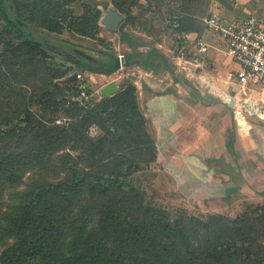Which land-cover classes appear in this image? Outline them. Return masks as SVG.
<instances>
[{"label":"trees","instance_id":"trees-1","mask_svg":"<svg viewBox=\"0 0 264 264\" xmlns=\"http://www.w3.org/2000/svg\"><path fill=\"white\" fill-rule=\"evenodd\" d=\"M209 3L0 0V264H264V207L203 220L147 193L140 180L150 186L157 150L132 81L95 98L89 83L65 80L73 68L114 71L99 24L109 5L132 49L124 65L148 66L164 29L204 30ZM64 31L104 44L89 48L108 61L87 62L88 47Z\"/></svg>","mask_w":264,"mask_h":264},{"label":"crops","instance_id":"crops-1","mask_svg":"<svg viewBox=\"0 0 264 264\" xmlns=\"http://www.w3.org/2000/svg\"><path fill=\"white\" fill-rule=\"evenodd\" d=\"M208 11L211 16L219 18L223 24L248 16L264 21V0H210ZM189 34L191 38L198 36L208 43L210 48L207 56L211 57L210 52L214 50L219 56L218 60L222 61L221 68L219 67L211 74L207 73L203 68L205 58L199 67L189 66L188 70H184L182 67L183 58L168 54V48L163 47L161 40L156 43L158 44L156 47L158 55L153 59V65L145 66L133 63L126 66L133 76L129 80L137 88L139 105L145 115L155 145L160 153L174 158L175 156L186 157L202 151L201 137H203L206 139L205 141L212 144L204 150L207 157L208 155L213 157L206 160L208 169L213 170L210 179L214 181L215 186L223 195H226V192L228 195L233 189L236 191L245 185L252 190H261L263 189L261 180H264V147L257 148L254 139L249 137L248 129H252L253 125L247 120L243 111L241 113L244 122L240 123L236 114L239 109L234 111L230 109V107L236 106L237 92L234 97H231L235 99V104L228 106L215 90L225 92L224 89L227 88V91H232L234 82L231 76L234 75L237 65L223 54L225 44L219 32L204 28L201 33L190 32ZM144 51H149V48L145 46ZM171 60L177 66L175 69L187 81H190L193 87L178 81L176 70L169 66ZM225 63L229 64L228 69L223 67L226 65ZM87 73L83 74L87 75ZM96 74L97 72L88 73L91 78ZM98 74L104 77L109 76L99 72ZM197 75H201L202 79L211 86L208 87L204 83H200ZM215 78L224 84L215 83ZM234 79L238 83L235 75ZM108 83H103L100 88ZM199 85L208 87V89H201ZM254 85L256 84H248L247 92L246 86L240 85V92H249L246 101H253L257 107L258 101L254 100L253 94L259 93L252 87ZM260 93L264 95V90ZM259 98L264 101L263 97ZM246 112L251 114L247 109ZM174 122L180 124L181 130L173 129ZM190 125L191 129L185 130ZM201 130L205 132L203 135L200 134ZM260 139V144L264 145V134ZM222 142L224 148L221 146ZM229 145V149L225 150V146ZM231 145H233L234 151H232ZM204 151L202 152L205 154ZM226 153L232 155V158L233 155H238L235 157V163H237L235 165L241 180L238 181L234 175L236 170L225 156ZM177 169L175 167L173 173H176ZM196 171L197 168L191 167L186 174L191 179H197Z\"/></svg>","mask_w":264,"mask_h":264},{"label":"rangeland","instance_id":"rangeland-1","mask_svg":"<svg viewBox=\"0 0 264 264\" xmlns=\"http://www.w3.org/2000/svg\"><path fill=\"white\" fill-rule=\"evenodd\" d=\"M109 7L112 8V5H109ZM105 12V10H102V14ZM156 26L159 25V22H155ZM111 33V34H110ZM135 34H138L143 40L150 42L151 38L148 36H145L144 34L135 32ZM63 37L73 40L75 42H78L79 44H82V46H87L88 48H85V52L87 53L88 56L92 57L93 59L101 60L107 62V56L101 52H97L96 50H93L89 47H95L97 49H103L110 51L112 54H122V55H127L130 52H132V49L123 41L120 40V32L118 29L116 31H110L109 29L105 28L104 26H101V32L100 35L102 36L104 42L108 43V48L105 49L104 44L102 43H97L95 41H92L87 38H81L76 35H72L66 31H64L61 34ZM159 38L161 40V43L163 47L168 48V54H172L173 56H186L191 54V48H188L185 52L184 55L177 53L176 47L179 44V39L177 35L172 34L170 30H163ZM157 42L153 43L154 47H157L158 44ZM159 43V42H158ZM145 46H139L137 50L144 51ZM211 57L206 56L205 60V65H204V70L207 71V73H212L214 70H217L219 67L221 68V60H218V54L216 52L211 51L210 52ZM86 56V55H85ZM91 59V58H90ZM95 63L97 66H100L96 62H91ZM229 63V62H228ZM225 63L226 65L223 67H226L228 69L229 64ZM184 65V64H183ZM207 65V66H206ZM169 66H171L174 70L177 67L174 65V62L171 60ZM100 68H102L100 66ZM193 68V67H192ZM102 70V69H100ZM77 72L76 69H72L71 73ZM88 72V71H84ZM178 74V81L182 84H187L191 85L193 87L192 83L190 81H187L184 76L177 71ZM70 73V74H71ZM89 73V72H88ZM82 75L80 77H77L75 80H73L76 83L79 82H86L91 85L92 89V95L95 98H99L100 95V86L103 83H111L115 82L118 87L119 84L121 83L123 78H133L131 75V71L128 70V68L125 67H120L119 69L111 72L109 76L104 77L98 74L94 75L93 78H91L89 75ZM209 75V74H208ZM207 75V76H208ZM210 76V75H209ZM135 77V76H134ZM232 81L234 82L232 86V91H227V88H225V94L226 96H223L221 94V90L215 89L216 93L220 94L222 98L225 100L231 99V97H234V95L237 92V103L236 106L230 107L231 110H236L239 109L241 112L245 114L247 120L253 125L252 129H248L249 137L251 136L255 143L257 148H262L264 145H261V139L263 134H264V118L258 116L257 114H249L246 112V108L244 104H249L254 107L255 103L251 100H247L248 93L240 92V84L236 83V80L234 79V75L231 76ZM215 83H221L220 80H217L216 78L214 79ZM200 86V85H199ZM222 86V85H221ZM201 89H208V87L200 86ZM248 86H246L245 90L246 92L248 91ZM258 91L259 94H253L255 96L253 99L258 101L257 107L259 110L264 114V101H262L259 97H263L260 93L263 92V87L264 84H256L252 86ZM252 98V97H251ZM245 102V103H244ZM173 129L175 131L181 130L180 124H177L174 122L173 124ZM191 129V125L189 128H185V130ZM193 129V128H192ZM89 133L91 136H96L98 134V130L95 126H92L89 130ZM205 132L201 130L200 134L203 135ZM206 139L201 137V144L203 145L202 151L206 150L207 148L210 147L211 142L205 141ZM253 141V142H254ZM223 142L221 144L222 148ZM229 146H225V150L229 149ZM232 151H234L233 145H231ZM157 155L156 159L150 163V170L154 172V176L152 177V180L150 181V186L146 185L145 180L141 179V183L145 186L147 193L152 197V199L160 205L163 209L166 211L173 213L175 211H179L183 214H185L187 217H192V218H198V219H207L210 216H220L223 219H237L239 218L244 212L246 208H261L264 207V180H261V184L263 185V189L261 190H252L250 187L241 186L239 189L236 191L233 189L232 192H229L227 195V192L225 193L226 195H223L222 192L215 186L214 181L210 179V176L212 175L213 170L208 169V166L206 164V160H210L213 158L211 155H208L206 151L205 154L200 151L195 154H191L188 156H175L171 157L168 156L164 153H160L159 150L157 149ZM221 155L223 154L220 153ZM220 155V156H221ZM225 156L228 158L229 162L232 163V165L235 168V176L239 180H241V176L239 175V172L236 168L237 163H235V157L238 155H228L227 153ZM169 163V164H168ZM182 165V167H180ZM177 167L178 171L176 173H173L174 168ZM191 167L197 168L196 173L198 174L197 179H191L189 176H187L186 172L188 169ZM185 170H181L184 169ZM195 173V172H193ZM187 176V177H186ZM235 178V179H236ZM236 179V180H237Z\"/></svg>","mask_w":264,"mask_h":264},{"label":"built area","instance_id":"built-area-1","mask_svg":"<svg viewBox=\"0 0 264 264\" xmlns=\"http://www.w3.org/2000/svg\"><path fill=\"white\" fill-rule=\"evenodd\" d=\"M203 22L205 29L221 34L225 44L223 54L237 65L234 75L238 83L242 86L264 84V21L248 16L223 24L216 16H209L204 18ZM189 35V33H183L178 36L179 44L176 47L177 53L183 55L188 48H191L190 55L178 54L180 58H183L184 70H188L189 66L199 67L210 48L202 38L198 36L191 38ZM118 56L123 64L121 67H124V55L118 54ZM82 75L77 73V77ZM197 77L200 83L211 86L202 79L201 75ZM80 96L88 97L84 89L81 90Z\"/></svg>","mask_w":264,"mask_h":264},{"label":"water","instance_id":"water-1","mask_svg":"<svg viewBox=\"0 0 264 264\" xmlns=\"http://www.w3.org/2000/svg\"><path fill=\"white\" fill-rule=\"evenodd\" d=\"M122 21H123V15L120 14L115 9L109 7L101 15V17L99 19V24L101 26H104L105 28L109 29L110 31H116L118 29L119 25L122 23ZM121 65L123 66V64H121V61L119 60L118 54L113 55L112 62L110 63L111 68L115 71V70L119 69L121 67ZM77 73L83 74L84 69L79 68L77 70V72H73V73L69 74L67 76V78H65V80H67V81L75 80L77 78ZM118 89H119L118 85L115 82H111V83H108L105 86L101 87L99 91H100L101 97H108V96H111L114 93H116L118 91ZM227 104H228V106H232L233 104H235V99L231 98Z\"/></svg>","mask_w":264,"mask_h":264},{"label":"bare ground","instance_id":"bare-ground-1","mask_svg":"<svg viewBox=\"0 0 264 264\" xmlns=\"http://www.w3.org/2000/svg\"><path fill=\"white\" fill-rule=\"evenodd\" d=\"M111 34V33H110ZM218 94V93H217ZM221 94L223 96H226V94L224 92L221 91ZM220 95V94H219ZM221 96V95H220ZM222 98V97H221ZM223 101H225L226 103L229 102V100H225L224 98H222ZM245 108L250 112V113H255L257 115H259L260 117L264 118V114L257 108V107H254L252 105H249V104H244ZM237 116H238V121L241 123V122H244L243 118H242V113L241 111L237 110Z\"/></svg>","mask_w":264,"mask_h":264},{"label":"flooded vegetation","instance_id":"flooded-vegetation-1","mask_svg":"<svg viewBox=\"0 0 264 264\" xmlns=\"http://www.w3.org/2000/svg\"><path fill=\"white\" fill-rule=\"evenodd\" d=\"M85 58L87 59V62H96V63H98L100 66H102L103 64H102V62L100 61V60H97V59H93L92 57H90V56H88V55H86L85 56ZM91 58V59H90Z\"/></svg>","mask_w":264,"mask_h":264}]
</instances>
